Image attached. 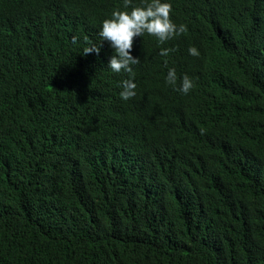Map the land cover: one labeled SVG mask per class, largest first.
I'll return each mask as SVG.
<instances>
[{"label": "trees", "instance_id": "trees-1", "mask_svg": "<svg viewBox=\"0 0 264 264\" xmlns=\"http://www.w3.org/2000/svg\"><path fill=\"white\" fill-rule=\"evenodd\" d=\"M148 2L0 0V264H264V0H161L123 100L99 32Z\"/></svg>", "mask_w": 264, "mask_h": 264}, {"label": "clouds", "instance_id": "clouds-1", "mask_svg": "<svg viewBox=\"0 0 264 264\" xmlns=\"http://www.w3.org/2000/svg\"><path fill=\"white\" fill-rule=\"evenodd\" d=\"M132 4V0H124V7L128 8ZM172 5L170 3L161 2V0H150L143 6L132 7L131 11H113L110 19H105L99 32L101 41H107L115 50V54L111 57L109 67L114 73L126 72L130 78L122 82L123 91L120 96L123 100H129L136 95L137 85L134 83L135 72L134 65L140 63L138 57H133L131 51L134 45V39L141 37L145 33L157 38L160 44H164L187 32V26L180 24L177 26L171 18ZM78 38L73 36L72 43L75 44ZM102 45L91 44L84 48V55H99ZM175 49H162L160 54L168 56ZM189 54L199 57L200 52L196 47L188 49ZM177 73L174 68L169 69L166 82L173 88L177 86ZM194 88L192 79L188 75H184L179 88L176 89L183 94H188Z\"/></svg>", "mask_w": 264, "mask_h": 264}]
</instances>
